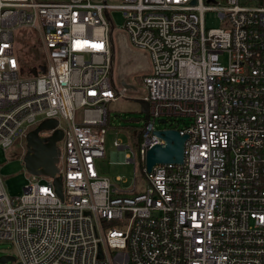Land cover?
Masks as SVG:
<instances>
[{"label": "built area", "instance_id": "built-area-1", "mask_svg": "<svg viewBox=\"0 0 264 264\" xmlns=\"http://www.w3.org/2000/svg\"><path fill=\"white\" fill-rule=\"evenodd\" d=\"M119 29L147 52L149 119L133 156L163 140L158 119L182 116L181 163L144 167L143 188L102 174ZM215 20L213 26L209 21ZM16 36L36 40L32 73ZM48 118L63 129L55 177L31 174L11 197L0 173V241L14 264H264V0H0V147ZM40 132L42 136L53 133ZM24 151L26 152V145Z\"/></svg>", "mask_w": 264, "mask_h": 264}, {"label": "rangeland", "instance_id": "rangeland-1", "mask_svg": "<svg viewBox=\"0 0 264 264\" xmlns=\"http://www.w3.org/2000/svg\"><path fill=\"white\" fill-rule=\"evenodd\" d=\"M108 2L117 3L119 0H108ZM111 15L113 16L115 23V28L113 30V73L116 84L121 88L123 86L122 80H125L127 84H135L137 90L128 88L117 101L108 105L110 125L106 127V150L104 158L99 162L100 172L111 178V180L122 190L132 188L135 182V177L138 175L137 181L138 188L140 189L144 187V182L141 181L144 169H140V157L137 156L135 162L116 161L112 159V154L118 150L114 145V141L118 139L123 144H130V148H127L126 151L133 156L136 147L131 141V133L129 132L130 129L128 127L129 125L136 126L143 124V120L132 122L130 118H141L143 116V113L139 110L133 99L136 96L143 95V90L140 85L142 76L146 73V69H148V66L150 65V59L147 52L139 51L134 48L126 39L124 32L119 29V26L122 23L121 12L114 11ZM208 24L215 26L217 22L213 20L209 21ZM31 37L32 36H28L23 39L16 36V41L21 43L20 48L22 54H28L31 46L36 43L32 42ZM183 119H185V121L188 120V118L177 116L166 123L156 122V127L167 128L182 126ZM22 142L23 145L20 144V139H18L7 150L0 147V173L4 187L11 197L22 194L23 187L31 179V174L24 163L26 140L24 139ZM58 144L59 147L62 148V141H59ZM12 253H14L12 242L9 240L0 241V257L4 254ZM0 264H14V261H8L6 263L0 262Z\"/></svg>", "mask_w": 264, "mask_h": 264}, {"label": "water", "instance_id": "water-1", "mask_svg": "<svg viewBox=\"0 0 264 264\" xmlns=\"http://www.w3.org/2000/svg\"><path fill=\"white\" fill-rule=\"evenodd\" d=\"M41 70L45 69L44 65L40 66ZM37 68L32 69L33 74H37ZM122 85L127 89L132 88L137 90L135 84H127L122 80ZM134 101L139 103L140 111L145 114L144 120L149 119V102L142 96L135 97ZM132 122L140 121V118H130ZM168 122L165 118L158 119V123ZM58 125V120L48 118L40 122L35 128L30 130L26 136V152L24 154V163L30 173L36 175H48L55 177V187L57 193L62 196V180L61 176H56L59 171L58 163L60 156L59 141L62 140L64 132L61 128H55ZM55 128L52 134L42 136L43 130H51ZM163 142L151 146L145 157V167L147 171H151L152 167L157 163L175 162L181 163L184 159V143L188 134H181L175 127L156 128L154 131ZM14 254H4L0 257V262L15 261Z\"/></svg>", "mask_w": 264, "mask_h": 264}, {"label": "trees", "instance_id": "trees-1", "mask_svg": "<svg viewBox=\"0 0 264 264\" xmlns=\"http://www.w3.org/2000/svg\"><path fill=\"white\" fill-rule=\"evenodd\" d=\"M32 42L33 43L36 42V43L33 46H31L30 52L26 55L25 53L24 54L21 53L22 61L29 69L38 68V66H41L45 63L44 60L42 59L43 56L38 42L34 39L32 40ZM108 125H110V123ZM128 128L130 129L129 132L131 133V141L133 142V145L136 147L137 143L140 142L139 130L142 128V125H136V126L129 125ZM144 167H145V161L141 160L140 169L143 170Z\"/></svg>", "mask_w": 264, "mask_h": 264}, {"label": "crops", "instance_id": "crops-1", "mask_svg": "<svg viewBox=\"0 0 264 264\" xmlns=\"http://www.w3.org/2000/svg\"><path fill=\"white\" fill-rule=\"evenodd\" d=\"M139 51H141V50H139ZM149 71H150V65L148 66V69H146V73H148ZM112 159L116 160V161L121 160V154H120V152L118 150L116 152H113ZM99 169H100V164H99Z\"/></svg>", "mask_w": 264, "mask_h": 264}, {"label": "flooded vegetation", "instance_id": "flooded-vegetation-1", "mask_svg": "<svg viewBox=\"0 0 264 264\" xmlns=\"http://www.w3.org/2000/svg\"><path fill=\"white\" fill-rule=\"evenodd\" d=\"M136 76V75H135ZM134 76V77H135ZM138 76V75H137ZM127 90V89H126ZM142 96V95H141ZM136 97H139V96H136ZM134 100V99H133ZM135 102V104L137 105V107L139 108V110H140V105H139V103H137L136 101H134ZM144 116H145V114L143 113V116L140 118L141 120H143L144 121ZM139 118V117H138ZM136 122H139V121H136Z\"/></svg>", "mask_w": 264, "mask_h": 264}]
</instances>
